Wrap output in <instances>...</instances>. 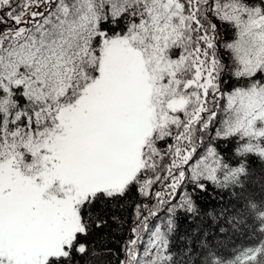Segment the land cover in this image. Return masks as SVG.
<instances>
[{"label": "snow or ice", "instance_id": "6c2138e0", "mask_svg": "<svg viewBox=\"0 0 264 264\" xmlns=\"http://www.w3.org/2000/svg\"><path fill=\"white\" fill-rule=\"evenodd\" d=\"M0 264H264V0H0Z\"/></svg>", "mask_w": 264, "mask_h": 264}, {"label": "trees", "instance_id": "16d2710c", "mask_svg": "<svg viewBox=\"0 0 264 264\" xmlns=\"http://www.w3.org/2000/svg\"><path fill=\"white\" fill-rule=\"evenodd\" d=\"M113 233H115V235H113ZM119 236V229H117L114 225L112 227V232L111 233H107L105 236V240L107 239H118Z\"/></svg>", "mask_w": 264, "mask_h": 264}]
</instances>
